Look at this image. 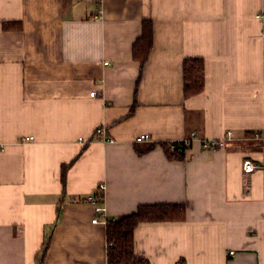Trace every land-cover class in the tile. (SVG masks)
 Listing matches in <instances>:
<instances>
[{
	"label": "crops",
	"instance_id": "crops-1",
	"mask_svg": "<svg viewBox=\"0 0 264 264\" xmlns=\"http://www.w3.org/2000/svg\"><path fill=\"white\" fill-rule=\"evenodd\" d=\"M191 58L206 86L186 99ZM263 130L264 0H0V264H107V222L159 204L186 214L137 227L149 264H264V170L243 171Z\"/></svg>",
	"mask_w": 264,
	"mask_h": 264
},
{
	"label": "trees",
	"instance_id": "trees-1",
	"mask_svg": "<svg viewBox=\"0 0 264 264\" xmlns=\"http://www.w3.org/2000/svg\"><path fill=\"white\" fill-rule=\"evenodd\" d=\"M12 23L5 24L8 28ZM154 46V25L152 20H145L141 37L133 46V56L141 67L146 64ZM183 91L186 99L197 96L205 90L206 71L202 58L186 59L183 63ZM176 150L183 152V146L177 145ZM166 147V145H165ZM168 148V147H166ZM168 150V149H167ZM170 151V150H169ZM168 151V152H169ZM177 151V152H178ZM169 153L174 158H182L184 154ZM73 163V162H72ZM62 166V181L65 183L67 171L71 164ZM186 207L181 204H159L140 206V208L117 220L107 222V264H149L135 253L134 233L142 223L178 222L184 221ZM51 242V236L45 241L43 258L46 256Z\"/></svg>",
	"mask_w": 264,
	"mask_h": 264
},
{
	"label": "built area",
	"instance_id": "built-area-1",
	"mask_svg": "<svg viewBox=\"0 0 264 264\" xmlns=\"http://www.w3.org/2000/svg\"><path fill=\"white\" fill-rule=\"evenodd\" d=\"M96 95V92H93L91 94L92 97H94ZM97 136L99 135L100 140L102 141H106V142H111L113 140L111 139H105L103 138V134H104V128H99L96 132ZM228 137H230V134H227ZM193 138L195 137L194 135L192 136ZM252 139L256 142L261 143L262 145H264V130L263 131H259V132H253L252 133ZM23 142H27L30 141V139L28 138H23L22 139ZM151 137L149 135H141L138 136L136 138V142L137 143H142V142H151ZM193 140H185L182 142H177V143H173L170 144L169 146V150L171 151V153H176L178 150H176L177 145L183 146L184 150L182 152L178 151L177 153L179 154H184L185 151L187 149L190 148L191 143ZM203 148L204 149H213V150H217V149H224L226 148V141L225 140H208L206 142H203ZM257 170H264V165H261L257 162H254L252 160H246L243 164V171L245 174H251ZM104 193H105V187L104 184H99V186L96 187L95 191L93 193H91L88 196V201L91 202L94 206H95V214H96V218L93 220V223L96 224L98 223V217L101 216H105L106 215V209L101 207L99 204L100 202L104 199ZM107 216V215H106ZM230 255L235 256V252H231Z\"/></svg>",
	"mask_w": 264,
	"mask_h": 264
},
{
	"label": "rangeland",
	"instance_id": "rangeland-1",
	"mask_svg": "<svg viewBox=\"0 0 264 264\" xmlns=\"http://www.w3.org/2000/svg\"><path fill=\"white\" fill-rule=\"evenodd\" d=\"M101 128H103V127H101Z\"/></svg>",
	"mask_w": 264,
	"mask_h": 264
}]
</instances>
